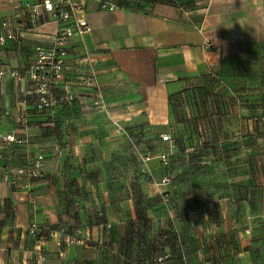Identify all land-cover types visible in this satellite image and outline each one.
<instances>
[{"label":"crops","instance_id":"0c3cea01","mask_svg":"<svg viewBox=\"0 0 264 264\" xmlns=\"http://www.w3.org/2000/svg\"><path fill=\"white\" fill-rule=\"evenodd\" d=\"M16 1L43 0H0V29L17 14ZM103 2L119 8L103 10ZM83 8L93 32L72 41L67 80L78 76L75 65L84 44L106 97L105 111L92 110L91 97L75 87L78 100L69 109L53 118L38 114L28 96V78L0 80V111L22 110L30 116V144L3 150L5 159H0V264H154L150 244L167 246L166 239L175 234L182 249L174 261L163 264H264L262 211L237 215L225 197L215 194L213 184L180 181L177 153L168 167L158 159L169 150L160 135L189 146L187 154L196 142L192 123L177 120L174 99L201 91L206 96L216 84L248 94L249 86L264 79V0H84ZM57 30L47 16L37 32L24 34L21 47L9 42L1 64L29 67L34 49L49 46ZM247 106L243 118L231 119L232 129L217 131L219 159L258 156L257 120ZM222 123L224 128L227 121ZM11 132L25 136L12 120L1 119L0 133ZM232 141L238 144L235 156L227 150ZM41 146L48 156L46 179L28 189L9 186L6 164L26 165ZM199 172L212 177L216 171L192 168L188 177ZM165 177L171 182L163 184ZM32 222L50 230L79 227L90 245L58 256L50 241L28 234ZM132 227L141 229L143 243L128 242Z\"/></svg>","mask_w":264,"mask_h":264},{"label":"built area","instance_id":"2783aa9c","mask_svg":"<svg viewBox=\"0 0 264 264\" xmlns=\"http://www.w3.org/2000/svg\"><path fill=\"white\" fill-rule=\"evenodd\" d=\"M84 0H43L37 4L17 3L14 9L17 14L1 23L0 29V56L5 47L12 42L15 46L21 47L25 33L37 32L46 23L47 16L58 24V30L53 35V41L49 46L38 45L34 49L33 63L24 70L12 69L0 62V80L12 79L21 81L28 78L31 83V90L28 96L31 98L33 106L38 114H50L55 116L57 112L69 109L78 100L75 87L85 90L91 97V108L96 113L105 111L106 97L98 81L97 69L93 63L91 52L82 44V55L76 60L75 80H67L68 68L67 58L72 41L76 37L82 38L93 32V27L84 16ZM101 7L106 11H113L119 7L107 2L101 3ZM20 15H24L22 21ZM6 119L13 121L24 131L25 136L19 137L16 133H0V159H5L3 150L12 151L15 148L26 147L30 144L27 133L30 128V116L28 112L0 111V120ZM119 133L129 138L128 133L120 124L114 123ZM164 142L169 144L168 153H162L158 159L163 166L168 167L170 157L176 148L173 137L170 135H160ZM46 148L41 146L37 149L35 157L24 166H18L14 162L6 164L3 169L8 179V185L13 187L22 186L28 189V185L34 181L46 179L45 166L48 156L45 154ZM61 154L60 149L55 150V155ZM147 160L151 157L146 156ZM163 184L171 182L165 177L161 180ZM75 207H80V203H75ZM103 212H99V218L104 217ZM107 229L112 225L106 223ZM28 234L37 241H50L54 245L56 255H62L68 248H86L90 245L89 238L84 231L76 227L73 232L65 227L57 230L42 229L37 222L30 223L27 228ZM171 255L164 254L159 260L170 259ZM42 260H45L41 256Z\"/></svg>","mask_w":264,"mask_h":264},{"label":"rangeland","instance_id":"374dc122","mask_svg":"<svg viewBox=\"0 0 264 264\" xmlns=\"http://www.w3.org/2000/svg\"><path fill=\"white\" fill-rule=\"evenodd\" d=\"M210 88L206 96H203L204 92L201 91L199 94L174 99L172 104L177 120L192 123L191 131L196 138L194 149L189 151L191 153L186 152L189 146H180L181 153L176 157V161L178 159L181 162L176 163L180 168V181L188 184L189 180L194 178L201 185L213 184L215 194L225 197L224 203L231 205L237 215L249 213L252 209L260 210L264 214V80L255 81L249 86L251 92L248 94L245 92L237 95L229 88L220 89L218 84ZM238 102L239 107L236 105ZM247 105L253 107L257 120L258 156L247 159L243 157L219 159L217 131L227 132V126L232 129L234 123H231V119L243 118L242 115L246 114L247 110H244V107ZM217 120L220 122L218 123ZM203 121H207L205 123L209 128H206L205 124L202 125ZM222 121H227L224 128ZM181 132L180 134L183 135V130ZM228 144L227 150H230L228 154L235 156L238 149L237 142L232 141ZM209 155L211 159H208ZM204 167L215 169L214 176L209 177L205 172H199L194 177H188L189 169L203 170ZM224 168L228 170L225 174L220 172ZM247 210L249 211L245 212ZM103 253L107 251L101 252Z\"/></svg>","mask_w":264,"mask_h":264},{"label":"trees","instance_id":"16d2710c","mask_svg":"<svg viewBox=\"0 0 264 264\" xmlns=\"http://www.w3.org/2000/svg\"><path fill=\"white\" fill-rule=\"evenodd\" d=\"M262 80H264V79H262ZM173 139H174V143H175L176 148L174 150V154L170 157V164L169 165H171V161L173 159V156L176 153L177 154L179 153L180 146H181L176 138L173 137ZM178 236H179L178 234L168 236V238L166 240H168V242L170 241V243L167 244V246H166V243L161 244L160 242L157 243V241H155L156 243L153 242L150 244L151 246H153L152 247V253L154 255V259H153L154 264H163L166 262H172L176 259L175 254L177 253V251L182 249V242L178 241V240H180V238H178ZM132 239H138V241H141L142 243L144 242L145 238L143 237L141 229H138L137 227L131 228V230L129 231V235H128V240H129L128 242L130 244L132 242L131 241ZM164 246L169 247L170 250L166 251V249H164ZM164 254L171 255V258L167 259V260H163L162 262H159V260L164 256Z\"/></svg>","mask_w":264,"mask_h":264}]
</instances>
